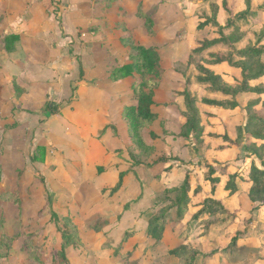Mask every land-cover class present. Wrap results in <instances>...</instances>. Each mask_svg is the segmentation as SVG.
Masks as SVG:
<instances>
[{"label":"rangeland","instance_id":"rangeland-1","mask_svg":"<svg viewBox=\"0 0 264 264\" xmlns=\"http://www.w3.org/2000/svg\"><path fill=\"white\" fill-rule=\"evenodd\" d=\"M42 3L47 15H54L56 27L68 21L67 0ZM88 3L75 2L82 13L77 18L82 27L89 25ZM153 3L143 12L156 29L166 26L162 36L187 37V44L197 47L203 41L220 39L216 21L224 26L227 40L202 52L187 44L169 46L166 41L170 56L158 60L159 71L150 76L145 67L137 69L129 86L138 92L143 83L153 92L152 121L134 120V114L124 110L129 105L127 97L111 98L117 105L104 103L101 110L93 104L95 113L86 111L87 106H72L79 92L88 95L92 86L108 87V73L117 64L116 60L105 64L98 56L101 51L89 52L83 41L79 54L73 52L72 40L62 47L77 62L64 68L65 77L71 79L62 83L51 79L58 83L48 91L54 97L43 93L37 106L22 101L27 81L18 83L13 78L12 91L5 90L0 81V264H54L59 259V239L65 235H72L73 246L67 249L71 264H184L194 254L193 264H264V197L249 193L251 166L264 169V138L251 134L264 132V122L258 119L264 116V73L252 78L264 66V53H242L264 45V0ZM26 8L24 15L30 17L34 7L29 3ZM93 27L100 29L98 24ZM151 42L163 47L161 39ZM134 43L127 40L118 64L131 61ZM152 47L161 56L159 47ZM215 52L233 62L209 65V54ZM201 65L208 73L198 70ZM201 75L216 76V85L198 81ZM187 91L196 98L192 102L198 122L193 130L189 113L184 112ZM131 96L136 102L133 92ZM203 98L234 106L207 105ZM49 106L56 112L46 117ZM83 113L93 115L94 120ZM63 118L85 127L67 122L65 134ZM66 145L75 157L83 149L85 163L81 159L74 165L59 150ZM126 169L131 172L114 189L118 172ZM186 176L190 186L181 218H166L161 238L155 242L146 234L148 221L170 204L176 205L180 192L175 189ZM233 183L235 192H231ZM83 192L95 198L91 197L90 207L85 206L81 215L75 199ZM207 205L208 211L198 213ZM175 249L178 254L170 252Z\"/></svg>","mask_w":264,"mask_h":264},{"label":"crops","instance_id":"crops-1","mask_svg":"<svg viewBox=\"0 0 264 264\" xmlns=\"http://www.w3.org/2000/svg\"><path fill=\"white\" fill-rule=\"evenodd\" d=\"M43 1L0 0V81L5 84L6 87L4 89L7 91H12L10 80L13 78L18 83L27 81L28 86L21 98L22 101L33 107L39 104V96L43 93L44 95H50V98L53 96L48 91L50 88H54L53 86L58 85V83H52L51 79H59L61 83L65 79H71V77H65L66 71L64 68H69L71 67L70 65L77 62L73 55L62 52V47L67 44V40L74 41V44H72L74 53L78 52L79 54L82 49L81 41H83L82 46L87 47L89 52L98 48L101 53H98V51L96 53H98V56L102 58L105 64H107V60H116L117 64L114 65L112 70L121 66L118 63L121 57L125 55L127 40H130V38L146 47L152 45L159 47L158 44L151 41H159L161 39L163 47H159V50L162 59L170 56L167 54L168 46L166 41L170 42L169 46L175 43L180 47L189 42V40H186L187 37L182 39L174 37L172 40L166 34L162 36V33L166 32V26L156 29L151 24L150 16L143 12V8L150 4V1L152 6L154 0H109L108 3L103 0L102 4L99 3L100 5L90 0V3H88L89 8L85 12L89 25L87 24L84 27L77 19L82 14L80 13L81 11L77 10V5L75 4L78 0H67L71 8L67 14L68 21L64 19L63 24L60 25L61 27L59 25L56 27V22L53 24L55 20L52 18L54 16L52 13L47 15L46 11H44ZM86 2H89V0H86ZM29 3L34 7V11L30 13V17H26L24 14H26L25 11L27 10L26 5ZM73 5L76 7L74 8ZM42 17L46 22L42 20ZM95 24L100 25V29H94L93 26ZM61 28L64 30L63 33ZM78 31L82 32L80 37H78L79 33L77 36ZM11 34L18 35L19 40L15 43L14 48L9 45V49H6V40L4 38ZM188 46L195 48V43L194 45L191 43ZM112 70L109 71V77L105 81L108 87L96 89V86H92L88 95L86 92L84 94L79 92V99L73 100V105H71L74 108L80 106V109L87 106L85 107L86 111L95 113L97 110L91 108L93 104H97L100 110L104 103L115 106L117 104H114L111 99L114 97H127L125 98L127 104H135V102L130 100L132 89L129 85L132 82V75L114 79L112 78L113 73L111 74ZM32 77L35 79L32 80ZM126 85L128 86L125 87ZM52 91L54 95L57 93L53 89ZM75 94L77 96V93ZM85 100H87V104H83ZM83 115L86 114L83 113ZM92 116H89L90 120H94V116ZM62 120L66 122L64 124L66 125L65 134L68 133V123L74 125L75 128L85 127L81 122L65 118ZM82 148L84 149V144H82ZM61 149L66 156L68 155L71 158L70 160L74 165L79 164L77 160L81 159L85 163L83 149L78 151L79 155L77 157L72 154L74 152L67 145L59 146V150Z\"/></svg>","mask_w":264,"mask_h":264},{"label":"trees","instance_id":"trees-1","mask_svg":"<svg viewBox=\"0 0 264 264\" xmlns=\"http://www.w3.org/2000/svg\"><path fill=\"white\" fill-rule=\"evenodd\" d=\"M105 2L108 3L109 0H106ZM146 18L148 19V17H146ZM215 25L218 27V32L222 35L220 37V39L203 41V42H201V44L196 45L197 47H195L193 49L194 51L202 52L203 50L206 49V47L214 45L215 43H217L220 40H222V41L227 40L226 39L227 37L223 33L224 26L218 24L216 21H215ZM4 40H6V44H5L6 49H9V45L13 46V48H14V45L19 40V37H18V35L11 34L9 36H6L4 38ZM133 50L135 53L131 57V61L126 62L123 65L115 68V71H114L115 73L113 74L112 78L116 79V78H124V77L129 76V75L133 76L134 74H136V72H138L137 71L138 68L142 69L143 67H145V69H148L150 76H153V73L159 71V66H158L157 62H158V60L161 59V56L155 52L154 47H152V46L146 47L145 45H141V44H138V42H135L133 45ZM242 53L246 56L260 55V54L264 53V45L260 46V47L252 46V47L248 48L247 50L243 51ZM209 56H210L209 57L210 59L212 56V61H209V65H217V64H221L223 62H231V63L233 62L230 59V57L223 56L219 52L209 54ZM233 64H235V63H233ZM198 70H200L204 73H208V69H207V67H205V65H201L198 68ZM263 73H264V66L255 75L253 74L252 78H258V77L262 76ZM197 79L200 82L211 81L214 85H216V80H215L216 76H213V75L212 76L208 75L205 77H203V75H201V76H198ZM131 89H132V92L135 95L137 101L133 105L125 106L124 110L127 111V113H133L134 114V120L136 118L138 120L141 119V120H145V121L146 120L152 121L155 118L154 106L156 105V103L152 97L153 92L149 89H146V87L143 85V83L142 84L139 83L138 92L137 91L135 92L133 90V88H131ZM222 92L228 93L229 91L222 90ZM186 94H187L186 95L187 108H186V111H184V112H185V114L189 113V115H188L189 129L193 130L194 128H196L197 122H198V119H197L198 111H197L196 107H194V103H193L194 100H196V98H194V100H193L192 99L193 97L190 96L189 91H187ZM202 101L204 103H206L207 105L219 106V107H223V108H231L232 106H234L233 103L219 102V101H216L213 99H208V98H203ZM49 109H50V111H48L45 114L46 117H49L51 114L56 112L55 109L53 110L52 106H49ZM51 110H52V112H51ZM258 119L260 122H264V116L259 117ZM251 134L253 137H256V138H260V139L264 138V132H261V131H255V132H252ZM262 164H264V163L262 162ZM100 170L102 171V168H100ZM129 172H131V171L127 170V169L126 170H120L118 172V180L114 186V189L117 190L123 184L124 177ZM249 173L252 174L251 178H250L251 186H250L249 193L260 194L262 197H264V169H261V168L256 167L255 165H252ZM260 180H262V182H260ZM261 185H263V186H261ZM189 186H190V184H189L188 176H186L185 179L183 180V182L181 183L180 187H177V189H175V191L178 190L180 192L179 200L176 202V205L172 206L170 204L171 207L168 208L167 210H165L159 217L155 216L156 218H153V219L148 221V225L146 227V234L149 237H151L152 239H154L155 242H158L161 238V235L163 233L162 230L164 229V222H165L166 218H170V219H172V218L176 219L177 218V220H179L181 218V215L183 213V203H185L187 201V198H188ZM231 188H232L231 192L236 191V185L234 183L231 184ZM91 197L95 198V196L86 195V194H84V192L81 194H77V198L75 200H76V202H78L81 205V209H80L81 215H82V211L84 210L85 206L87 207V209L90 207L91 202H92ZM93 200H95V199H93ZM262 201L264 202V198L262 199ZM92 205H93V203H92ZM94 206H91V207H94ZM207 206H206V208L203 206L202 209H200L198 211V213L201 214L204 211H208L209 205H207ZM173 208H176V213H174V215L172 214ZM125 209H127V206L125 207ZM198 213H196L195 217L197 216ZM85 217H87V216L85 215ZM104 225H105V223H104ZM104 225H102V226H104ZM97 228H99V227H95V230H97ZM60 238L61 239H59V240H62V244L59 247V259L55 260L54 264H71L69 256L67 255L68 254L67 249L70 248L71 246H73L72 244L70 245V243H72V235H65V236L60 237ZM170 252L172 254H176V253L178 254L177 249L171 250ZM194 256H195V254H194ZM194 256L189 257V260H186L184 264H193Z\"/></svg>","mask_w":264,"mask_h":264}]
</instances>
